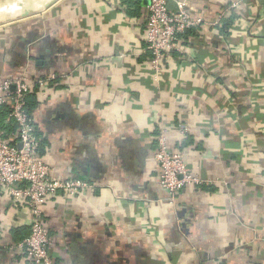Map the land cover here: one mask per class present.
<instances>
[{"label":"crops","instance_id":"obj_1","mask_svg":"<svg viewBox=\"0 0 264 264\" xmlns=\"http://www.w3.org/2000/svg\"><path fill=\"white\" fill-rule=\"evenodd\" d=\"M177 2L218 25L184 32L154 82L147 0H0V80L43 81L41 158L91 187L45 200L56 264H264V0ZM160 124L199 180L173 200ZM29 234L0 190V264H28Z\"/></svg>","mask_w":264,"mask_h":264},{"label":"built area","instance_id":"obj_2","mask_svg":"<svg viewBox=\"0 0 264 264\" xmlns=\"http://www.w3.org/2000/svg\"><path fill=\"white\" fill-rule=\"evenodd\" d=\"M147 1L144 51L149 54L150 76L158 82L169 54L180 51V36L184 32L217 26L218 23L192 16L185 2H176L175 9L170 11L166 0ZM42 87L43 81L24 74L0 80V106H9L7 120L16 127V133L9 134L7 138L0 128V190L6 192L14 204L29 211L30 234L16 245L17 250L27 252L28 264H56L50 253V230L44 221L45 200L59 192L72 196L80 189L91 188L78 180L55 178L53 168L41 158L35 122L26 110V98L30 93L42 94ZM186 128V125L180 126L182 136L187 134ZM167 132L160 124L154 160L160 168L159 185L169 192L173 200L179 191L198 184L199 180L187 168L183 154L167 146Z\"/></svg>","mask_w":264,"mask_h":264},{"label":"trees","instance_id":"obj_3","mask_svg":"<svg viewBox=\"0 0 264 264\" xmlns=\"http://www.w3.org/2000/svg\"><path fill=\"white\" fill-rule=\"evenodd\" d=\"M187 32H191V30L187 31ZM187 32H186V34H187ZM195 35L192 36V39L189 40L186 44H190L192 42V40H196L198 38V35L197 34H195ZM193 43H194V41H193ZM35 98L36 97H35L34 93L28 94V96L26 98V110H27L28 114H31L33 108L36 105V103L34 101ZM8 113H9V106L8 105L0 106V128L2 129L3 134H4V136L6 138H7V136L9 134H12V133L15 134L16 133V127L13 124V122L7 120ZM35 135H36L37 139L39 140L38 132H36ZM39 144H40L39 145V152H40V147H41V144H42V140L41 139L39 140ZM16 237L18 238L19 236H16Z\"/></svg>","mask_w":264,"mask_h":264},{"label":"water","instance_id":"obj_4","mask_svg":"<svg viewBox=\"0 0 264 264\" xmlns=\"http://www.w3.org/2000/svg\"><path fill=\"white\" fill-rule=\"evenodd\" d=\"M166 1H167L168 10L173 11L175 9L177 0H166ZM18 147H20V145Z\"/></svg>","mask_w":264,"mask_h":264}]
</instances>
